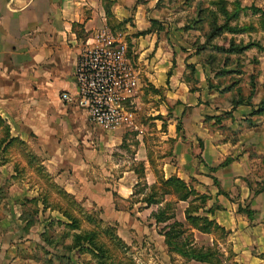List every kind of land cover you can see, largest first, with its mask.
Returning <instances> with one entry per match:
<instances>
[{"label": "crops", "instance_id": "0c3cea01", "mask_svg": "<svg viewBox=\"0 0 264 264\" xmlns=\"http://www.w3.org/2000/svg\"><path fill=\"white\" fill-rule=\"evenodd\" d=\"M107 1L0 0V264H105L75 240L91 228L70 225L60 190L79 201L84 189L90 202L106 197L87 174L97 168L99 132L86 128L87 112L62 93H76L82 52L115 33ZM111 10L123 22L117 37L129 44L139 85L167 87L157 110L166 115L155 119L165 124L159 143L142 141L138 156L147 181H157L160 168L209 193L208 204L219 203L209 213L227 229L236 263L264 264V113L254 100L219 98L206 64L192 73L194 60L174 53L153 27L157 0H113ZM120 127L104 128L108 142L122 141ZM176 218L185 221V210Z\"/></svg>", "mask_w": 264, "mask_h": 264}, {"label": "rangeland", "instance_id": "374dc122", "mask_svg": "<svg viewBox=\"0 0 264 264\" xmlns=\"http://www.w3.org/2000/svg\"><path fill=\"white\" fill-rule=\"evenodd\" d=\"M157 7L158 17L153 19V27L162 32L172 48H176L174 53L195 61L188 63L192 73L196 71L197 62L206 64L211 74L209 86L219 98L254 100L260 106L264 100V0H157ZM110 20L115 32L112 34L115 37L121 35L123 22L114 16ZM129 52L131 55L130 49ZM131 58L136 66L134 57ZM166 91L167 87L157 88L149 82L139 85L138 82L131 92L122 94L126 117L115 131L123 135L121 142H108L106 126L89 117L94 124L88 120L86 128L99 132L100 143L94 139V144L97 147L99 143L100 149L98 162H95L97 168L87 171L88 179L106 197L101 203L90 202V191L84 189L83 201H79L62 188L63 203L69 214H76L83 228L98 231L97 242L108 248L115 262L236 264L233 249L225 243L227 234L215 225L210 232L196 229L192 235V231L187 230L182 237L193 238L198 246L211 248L214 263L187 259L171 250L162 235L165 222L158 223L152 213L159 207L155 203L146 205L143 200L151 186L161 185L163 178H167L160 168H156L157 181L149 183L145 166L143 169L144 160L138 158L145 154L142 141L148 144L149 140L155 148L159 143L157 131L164 129L165 124L159 126L160 121L155 119L166 115V112L165 115L157 112L162 101L167 100ZM85 112L89 115L87 110ZM134 168L135 172L129 171ZM169 200L178 217L184 219L189 201H180L177 196L167 193L164 202ZM215 205L219 203H207V207ZM195 214L212 218L202 208ZM183 222L190 227L187 219Z\"/></svg>", "mask_w": 264, "mask_h": 264}, {"label": "built area", "instance_id": "2783aa9c", "mask_svg": "<svg viewBox=\"0 0 264 264\" xmlns=\"http://www.w3.org/2000/svg\"><path fill=\"white\" fill-rule=\"evenodd\" d=\"M76 93L62 97L88 111L89 117L103 126L114 127L126 117L122 94L139 82L126 41L113 34L98 38L80 55L75 69Z\"/></svg>", "mask_w": 264, "mask_h": 264}, {"label": "trees", "instance_id": "16d2710c", "mask_svg": "<svg viewBox=\"0 0 264 264\" xmlns=\"http://www.w3.org/2000/svg\"><path fill=\"white\" fill-rule=\"evenodd\" d=\"M113 0H108L106 3L107 15L113 16L111 5ZM145 30L139 33H144ZM241 102V100L236 101V103ZM259 113H264V100L261 101L260 106L256 109ZM138 169V168H137ZM144 169V165H143ZM141 172V169H138ZM142 173V172H141ZM215 182H218L215 177ZM222 191V189H220ZM174 193L179 199H184L189 201V205L185 209L186 219L190 224L184 223L183 221L176 218L175 206H171V200L165 201V194ZM210 194L206 192H201L192 183L187 182L183 178L172 175L167 178H163L161 185L151 186V191L148 192L143 197L146 205L159 204L157 210H153V215L156 217L158 223L165 222L163 226L162 233L165 235V242L171 250H175L187 259H198L200 261L213 262V254L211 248L206 249L204 246H198L193 238H182L187 230L192 231L197 228L199 230L210 232L214 230L216 226L220 227L224 235L228 234L227 229L222 226L216 219L210 218L207 215L195 214L200 208L208 212H214V207H207L208 199ZM71 216L72 222L70 223L73 227H79L81 222L77 216L69 214ZM215 225V227H214ZM98 231L95 229L86 230L83 233H76L75 240L77 242H88L91 246H85L91 249L95 255H97L101 260L105 262L110 259V254L108 253V248L103 244L97 242ZM109 264H122L120 262H110ZM217 264V263H216ZM237 264V263H236Z\"/></svg>", "mask_w": 264, "mask_h": 264}]
</instances>
